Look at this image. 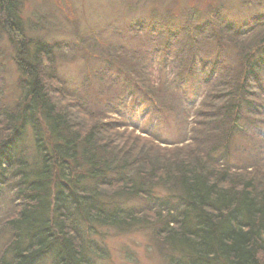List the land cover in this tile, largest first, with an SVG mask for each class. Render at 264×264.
Wrapping results in <instances>:
<instances>
[{
    "label": "trees",
    "instance_id": "1",
    "mask_svg": "<svg viewBox=\"0 0 264 264\" xmlns=\"http://www.w3.org/2000/svg\"><path fill=\"white\" fill-rule=\"evenodd\" d=\"M215 1L167 15L171 23L160 20L158 31L183 34H151L147 43L181 97L192 81L185 99L198 102L186 117L185 104L174 108L177 96L143 87V44L96 50L90 78L121 85L119 95L89 83L84 93L69 91L55 72L60 44L22 41L18 2L0 0L20 72L13 103L0 90V264H100L102 228L150 230L164 264H264V0H243L251 10H240V21ZM127 107L158 118L175 112L174 149L144 131L119 132L136 131L126 125ZM239 137L250 139L246 147ZM233 152L244 157L232 163Z\"/></svg>",
    "mask_w": 264,
    "mask_h": 264
},
{
    "label": "rangeland",
    "instance_id": "2",
    "mask_svg": "<svg viewBox=\"0 0 264 264\" xmlns=\"http://www.w3.org/2000/svg\"><path fill=\"white\" fill-rule=\"evenodd\" d=\"M15 1L20 6L19 18L24 27L22 41L28 43L34 41V39H44L52 44H60L61 51L55 52L56 56L53 60L54 64L56 63L55 72L58 78L65 81V87L69 91L75 93L80 90L84 93V88L89 83L98 86L96 88L102 87L107 95L114 97L117 94L119 95L121 93L119 89L123 88L121 85L108 88L105 85L101 86L100 80L96 81L90 78L88 72L97 67L92 62V59L98 58L96 50L101 46H113L110 43L115 42L125 45L128 48L127 50L138 51V48L142 47L143 44L145 50L139 52L140 55H138L141 61L139 63L140 70L142 69L144 77H148L145 81L146 85H143V87L155 90L157 94H170V97L177 96L179 99H177L174 108L179 111L184 108L185 104L189 108L186 117H190L192 114L191 112L194 109L192 107L197 105L198 99L195 100L193 106L187 102L188 98V100L185 99L187 95L190 97L193 95L192 81L189 80L185 84L184 91L186 95L181 97L183 90L171 86L172 72L169 69H164L159 62L161 55H153V53L155 54V52H152L154 48L152 49L151 45L148 47L147 43L153 40L149 39L151 34L157 35L156 38L160 36L163 39L167 36L170 27L161 30V32H159L160 26L156 27L160 20L166 21L167 24L171 23L166 18L167 15L178 11L186 14H196L199 10H207L211 4L217 3L215 0ZM224 2L230 6L231 12H229L232 20L240 21L242 19L239 14L237 15L240 10L245 12L251 10L249 2H245L242 6L243 0H224ZM259 8H262V6ZM262 11L264 12V8L257 10L258 13ZM134 18H139V20L135 23ZM1 23L2 21H0V90L4 91L6 101L10 104L18 96L16 87L20 76L16 63L18 60V54L16 53L18 44L16 43L17 37L11 32L9 33ZM152 30L154 31L152 32ZM177 31L179 29L171 27L169 37L171 38L175 34L179 36L183 34L182 31H180L181 33H177ZM180 47L178 46V50ZM129 55L131 56V52H129ZM127 56H123L125 61ZM179 56L180 59L186 58L184 53H180ZM127 64L129 67L131 66L129 61ZM87 77L88 81L86 80ZM170 86L173 88L172 93L169 91L171 90ZM164 112H160L158 115L160 118H158L144 113L141 109L133 110L127 107L124 111L126 125H130L131 128L136 127V131L124 125L126 128L121 127L119 132L133 137L134 134H139V131H144L160 141L173 143L170 145L163 143L159 146L163 150L170 151L176 145L174 142L180 139V131L176 123L170 118L171 115L175 117V112L171 115ZM117 120L119 119L117 118ZM140 135L143 136V134ZM141 136L137 138L149 144L152 143L150 139ZM249 140L239 137L237 143H241L243 147H246ZM243 157V153L233 152L229 161L238 163ZM100 231L104 237L101 239L100 244L106 250L104 259L99 261L100 264H164L163 247L159 246V242H154L155 237L150 230L135 228L116 232L111 228H102Z\"/></svg>",
    "mask_w": 264,
    "mask_h": 264
}]
</instances>
